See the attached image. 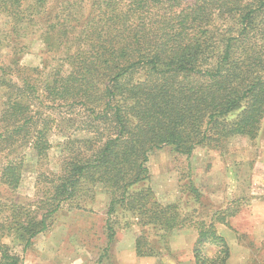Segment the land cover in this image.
<instances>
[{"label":"trees","instance_id":"1","mask_svg":"<svg viewBox=\"0 0 264 264\" xmlns=\"http://www.w3.org/2000/svg\"><path fill=\"white\" fill-rule=\"evenodd\" d=\"M34 40L51 64L21 65ZM0 51V264H21L13 246L25 253L63 206L79 208L93 188L109 196V215L125 209L150 228L135 240L137 257L158 255L155 244L189 228L195 264H226L230 250L216 224L240 208L208 222L184 217L155 199L147 163L170 147L173 163L189 168L199 146L256 137L264 0H0ZM59 105L83 112L84 137L54 139L51 109ZM53 148L59 162L51 170ZM26 151L36 177L32 199L21 202Z\"/></svg>","mask_w":264,"mask_h":264},{"label":"rangeland","instance_id":"2","mask_svg":"<svg viewBox=\"0 0 264 264\" xmlns=\"http://www.w3.org/2000/svg\"><path fill=\"white\" fill-rule=\"evenodd\" d=\"M3 52L0 51V63L5 59ZM52 62L53 56L43 52L38 40L21 57V65L26 68ZM2 95L0 90V98ZM51 110L57 123L54 139L68 134L84 137L80 131L85 115L78 107L59 105ZM26 153L16 195L21 202L32 199L36 177L35 161ZM58 153L57 148L51 150L47 169L56 168ZM173 154L170 147L149 154L146 185L158 203L175 204L182 216L205 222L215 212L238 206L240 211L225 225L234 238L230 243V264H264V120L253 139L235 137L215 148L197 147L189 159V168L183 160L173 163ZM190 187L196 190L198 199ZM138 189L139 186L133 188ZM79 199L80 207L63 206L50 228L34 238L25 253L13 246L21 264H193V237L189 234L196 233L193 229L175 231L155 244L158 255L140 258L135 255L134 243L141 234L149 235L150 228L139 225L125 209L109 215V196L101 188H93ZM6 243L10 245L9 240Z\"/></svg>","mask_w":264,"mask_h":264},{"label":"crops","instance_id":"3","mask_svg":"<svg viewBox=\"0 0 264 264\" xmlns=\"http://www.w3.org/2000/svg\"><path fill=\"white\" fill-rule=\"evenodd\" d=\"M216 231L221 237H223L225 239V241L227 242V244L229 246L230 257H229L228 261L226 262V264H230V261H231V249H230L231 245H230V243L233 242L234 238L232 237L229 230L226 229L225 225L217 224ZM189 234L191 235V237H193V242L191 243V253H192L193 245L195 243L197 236H196V233H194V232H193V234L192 233H189ZM192 262H193V264H195L194 260Z\"/></svg>","mask_w":264,"mask_h":264}]
</instances>
